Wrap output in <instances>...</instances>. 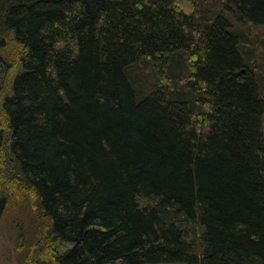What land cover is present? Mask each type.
Here are the masks:
<instances>
[{
	"label": "trees",
	"instance_id": "16d2710c",
	"mask_svg": "<svg viewBox=\"0 0 264 264\" xmlns=\"http://www.w3.org/2000/svg\"><path fill=\"white\" fill-rule=\"evenodd\" d=\"M263 24L264 0H0L17 262L264 264Z\"/></svg>",
	"mask_w": 264,
	"mask_h": 264
},
{
	"label": "rangeland",
	"instance_id": "374dc122",
	"mask_svg": "<svg viewBox=\"0 0 264 264\" xmlns=\"http://www.w3.org/2000/svg\"><path fill=\"white\" fill-rule=\"evenodd\" d=\"M252 29L251 39L259 46L264 47V24L256 29ZM252 48V47H251ZM145 75V74H144ZM143 77L144 84L150 88L152 79L149 73ZM9 81V79H8ZM6 89L7 87L4 86ZM15 212L7 211L0 213V264H19L15 255V228L14 225L19 224L20 221L14 216ZM17 219V220H16ZM68 246L57 244V249L60 253L64 252Z\"/></svg>",
	"mask_w": 264,
	"mask_h": 264
}]
</instances>
